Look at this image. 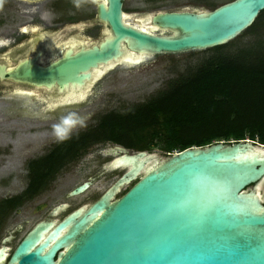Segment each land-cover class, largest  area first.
Instances as JSON below:
<instances>
[{
  "label": "water",
  "instance_id": "obj_1",
  "mask_svg": "<svg viewBox=\"0 0 264 264\" xmlns=\"http://www.w3.org/2000/svg\"><path fill=\"white\" fill-rule=\"evenodd\" d=\"M95 2L108 35L59 66L25 67L11 78L81 86L90 68L116 63L125 52L145 57L225 44L264 10V0H230L210 11H157L143 19L152 26L146 31L125 22L123 0ZM109 150L108 164L121 165L105 167L122 173L98 198L61 219L53 217L62 205L54 208L6 254L5 264H264L263 144L216 141L166 157L118 145ZM87 187L83 182L69 195Z\"/></svg>",
  "mask_w": 264,
  "mask_h": 264
},
{
  "label": "rangeland",
  "instance_id": "obj_2",
  "mask_svg": "<svg viewBox=\"0 0 264 264\" xmlns=\"http://www.w3.org/2000/svg\"><path fill=\"white\" fill-rule=\"evenodd\" d=\"M56 0H43L34 4L20 0H0V34L10 35L19 21H29L30 15L15 13L16 7L25 9L37 7L46 19L51 15L46 12ZM66 8L76 7L77 11L66 12L72 19L89 20L93 5L89 0H62ZM229 0H124L125 22L147 26L143 19L157 11L192 10L210 11ZM71 20V19H70ZM147 23V24H146ZM145 24V25H144ZM85 34L95 37L97 29L91 28ZM256 39H264V16L254 31L241 32L228 41L223 50L235 52L248 46ZM213 51L196 50L175 54H157L145 56L138 62L118 64L95 81L84 97L59 109L46 110L40 101L18 98L8 93H0V132L4 136L17 135L16 152L10 156L8 144L3 141L6 156L0 157V199L21 194L27 186V163L40 157L52 148L56 140L65 136L85 131L95 123L97 117L109 111L123 112L128 107L141 103L164 88L166 82L178 75L193 70L209 57ZM121 63V62H120ZM2 136V135H1ZM3 136V137H4ZM5 138H3L4 140ZM111 142L92 144L80 157L60 169L49 188L33 199L25 202L16 212L0 220V245L11 253L21 238L33 225L48 217L51 211L61 206L53 219H61L73 209L94 201L122 173V169H107L105 166L113 158L108 150ZM121 146V145H118ZM123 147V146H122ZM125 148V147H124ZM130 152L133 149L125 148ZM161 157H166L159 147L152 150ZM9 162V163H8ZM88 182V187L80 194L71 196L69 192ZM132 182L124 185L116 197L123 194ZM6 259L1 262L5 264Z\"/></svg>",
  "mask_w": 264,
  "mask_h": 264
},
{
  "label": "trees",
  "instance_id": "obj_3",
  "mask_svg": "<svg viewBox=\"0 0 264 264\" xmlns=\"http://www.w3.org/2000/svg\"><path fill=\"white\" fill-rule=\"evenodd\" d=\"M262 16L264 10L243 32L256 30ZM225 46L208 48L209 57L147 100L102 113L93 126L30 160L25 190L0 201V209L17 208L46 191L60 169L92 144L111 142L135 151L159 147L166 155L216 141L248 138L264 145V39L235 52Z\"/></svg>",
  "mask_w": 264,
  "mask_h": 264
},
{
  "label": "flooded vegetation",
  "instance_id": "obj_4",
  "mask_svg": "<svg viewBox=\"0 0 264 264\" xmlns=\"http://www.w3.org/2000/svg\"><path fill=\"white\" fill-rule=\"evenodd\" d=\"M89 1L93 5V12L89 20L72 19L70 15H66L65 10L66 12H69V10L77 11V8L73 7L65 9V3L62 0H56L54 4L48 7L46 12L50 13L51 15L48 19H46L43 14H40L41 10L37 9V7L31 6L25 9L16 7L15 13H17L19 16H22L23 14L30 15V20L26 22L20 20L19 23L16 25L13 33L10 35H5L2 33L0 34L1 94L8 93L18 98H28L30 100H34V102L40 101L39 98H42L44 99L41 100L44 109L56 110L65 107V105L67 106L68 102L77 101L82 97L78 99H61L49 102V93L53 95H64L71 92H78L87 82L89 83L90 81L92 85V83L99 79L98 76L103 73L101 70H99L101 69V67L108 66V70L104 72L106 73L107 71L111 70L113 67L119 64L117 62H113L111 63L112 66L101 64L95 68H90L88 70L89 79L85 80L81 86H72L71 84H69L65 87V85L59 86L57 83L53 84V86L51 87H47L45 85L38 86L29 82L14 81L11 78L12 73L16 72L17 74H20L21 70L25 67L28 68L34 66L40 68H51L54 66H59L60 64L65 63V58H67L68 56H73L82 50H88L92 48L97 43V41H100L103 38V36L108 35L107 25L99 21L96 16V0ZM26 3H28V5H31L36 2ZM93 27L97 29V35L95 37H91L85 34L86 30L91 29ZM94 72L96 73V75ZM91 85L87 87L88 89L84 87V89L81 90L84 91V95L87 93ZM94 124L95 123H93L91 126H93ZM17 135L19 136L18 133H14L15 139L12 140V137L9 138V136H4V134L0 132V157H5L7 155L6 153L10 151H12V155H14V153L16 152ZM3 138L5 139L3 140ZM61 140L65 141V134L59 137V139L56 140L54 144L58 143ZM3 141L8 144V147L6 148L7 152L2 145ZM50 150L51 149H49L40 157L47 154ZM37 158L39 157H36L34 159ZM14 196L17 195H10L7 198L0 199V201L4 199L13 198ZM20 207L21 206L14 209H11L10 207L4 209L2 207L0 209V220L3 221L8 214L10 215L12 212H16V210Z\"/></svg>",
  "mask_w": 264,
  "mask_h": 264
},
{
  "label": "bare ground",
  "instance_id": "obj_5",
  "mask_svg": "<svg viewBox=\"0 0 264 264\" xmlns=\"http://www.w3.org/2000/svg\"><path fill=\"white\" fill-rule=\"evenodd\" d=\"M96 1H102V0H96ZM124 18H125V14H124ZM146 20H143V23L145 22ZM127 23V22H126ZM147 24V23H146ZM145 25V24H144ZM148 25V27L147 26H141V27H139L140 29H143V30H146V31H150V30H152V26H150L149 25V23L147 24ZM136 27H138L139 25H135ZM37 29V28H36ZM35 31V30H34ZM78 37V36H77ZM42 38V37H41ZM76 41V40H75ZM69 43V42H68ZM69 47V46H68ZM141 58H143V56H141V55H135L134 53H129V52H125L124 53V55H123V57L122 58H120V59H118L116 62L117 63H120V62H125V63H132V62H138V61H140L141 60ZM107 65H111V63H109V64H107ZM115 65V64H114ZM113 65V66H114ZM112 66V65H111ZM110 69V68H109ZM99 70H101L103 73L106 71V70H108V66H103V67H101V69H99ZM99 70H97V71H99ZM96 72V71H95ZM94 72V73H95ZM102 73V74H103ZM102 74H100L98 77H100ZM95 75H96V73H95ZM94 75V76H95ZM91 78H93V77H91ZM96 80V79H95ZM95 80H92V81H95ZM93 84V83H92ZM89 85H91V82L89 81V83L87 82L85 85H83V87H82V89L81 90H83L84 89V87H89ZM88 89V88H87ZM80 90V89H79ZM76 91L75 93H73V92H71V93H67V94H64V95H61V94H55V95H53V94H51V93H49V102H51V101H57V100H61V99H78V98H80V97H83V95H84V91ZM86 91V90H85ZM41 97V96H40ZM110 151V150H109ZM9 163V162H8ZM107 165V164H106ZM119 165H121V162L120 161H115V162H112L110 165L108 164V166L109 167H115V166H119ZM150 167H152V165H149L147 168H150ZM123 187V186H122ZM121 187V188H122ZM3 252H4V256L0 259V262H2L3 261V259L5 258V256H6V254H7V249L5 248V247H3Z\"/></svg>",
  "mask_w": 264,
  "mask_h": 264
}]
</instances>
